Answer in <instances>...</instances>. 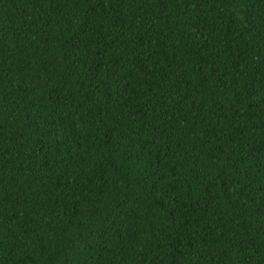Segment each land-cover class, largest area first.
I'll return each instance as SVG.
<instances>
[{
	"label": "trees",
	"instance_id": "trees-1",
	"mask_svg": "<svg viewBox=\"0 0 264 264\" xmlns=\"http://www.w3.org/2000/svg\"><path fill=\"white\" fill-rule=\"evenodd\" d=\"M0 264H264V0H0Z\"/></svg>",
	"mask_w": 264,
	"mask_h": 264
}]
</instances>
